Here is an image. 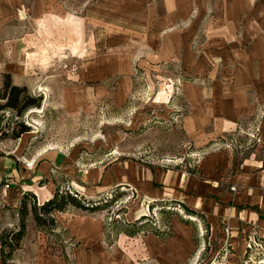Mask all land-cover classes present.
<instances>
[{
	"label": "rangeland",
	"instance_id": "1",
	"mask_svg": "<svg viewBox=\"0 0 264 264\" xmlns=\"http://www.w3.org/2000/svg\"><path fill=\"white\" fill-rule=\"evenodd\" d=\"M2 1L0 98L8 75L40 106L0 99V157L105 207L28 217L8 264H264L236 212L264 207V0ZM23 189L0 181V234Z\"/></svg>",
	"mask_w": 264,
	"mask_h": 264
},
{
	"label": "trees",
	"instance_id": "2",
	"mask_svg": "<svg viewBox=\"0 0 264 264\" xmlns=\"http://www.w3.org/2000/svg\"><path fill=\"white\" fill-rule=\"evenodd\" d=\"M5 79L4 94L0 98L6 100L5 108L21 113L27 108L40 106L39 104L35 105L33 102L28 103L29 99L27 98L20 99V96L25 92V89L11 86L8 75L5 76ZM8 94L9 96L6 97ZM28 198H31L32 200V203L29 205L30 207H28L27 203ZM35 198V195L30 192L23 195L18 211L19 224L17 229L15 231H4L0 234L1 264H8L14 252L20 249L25 237L28 217H31L37 229L49 232L56 227V221L53 217L56 213H65L69 208H74L82 212L95 213L102 210V208H105L99 207L101 201L85 203L86 201L79 197L77 193L63 191L58 185L55 188L52 198L45 201L40 206L37 205ZM191 215L195 216V213H191Z\"/></svg>",
	"mask_w": 264,
	"mask_h": 264
},
{
	"label": "crops",
	"instance_id": "3",
	"mask_svg": "<svg viewBox=\"0 0 264 264\" xmlns=\"http://www.w3.org/2000/svg\"><path fill=\"white\" fill-rule=\"evenodd\" d=\"M2 2L8 4L10 0H3ZM16 162L8 157H0V181H11L21 187H25L23 191L33 193L39 202H41L39 194H43V192L48 193L49 196H53L55 186L52 182V173H50V170L52 171L51 164L39 160L35 163V169H29V167H22V165H18ZM27 163L30 164V162ZM28 188H30V191ZM45 201L42 202L44 203ZM237 208H239L236 211L239 213V221H241L245 228L255 226L260 230H264V207L245 206ZM155 241L157 242V238Z\"/></svg>",
	"mask_w": 264,
	"mask_h": 264
}]
</instances>
